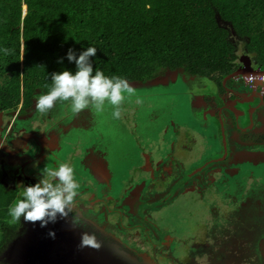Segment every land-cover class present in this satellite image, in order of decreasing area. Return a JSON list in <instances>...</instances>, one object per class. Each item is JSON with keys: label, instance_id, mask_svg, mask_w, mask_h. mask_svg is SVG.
<instances>
[{"label": "trees", "instance_id": "16d2710c", "mask_svg": "<svg viewBox=\"0 0 264 264\" xmlns=\"http://www.w3.org/2000/svg\"><path fill=\"white\" fill-rule=\"evenodd\" d=\"M235 38L264 68L262 0H0V49L13 50L0 51V106L29 108L50 90L52 73L75 74L69 49L78 57L95 47L94 71L139 87L163 70L222 79L238 67ZM14 199L0 183V247L15 227Z\"/></svg>", "mask_w": 264, "mask_h": 264}, {"label": "rangeland", "instance_id": "374dc122", "mask_svg": "<svg viewBox=\"0 0 264 264\" xmlns=\"http://www.w3.org/2000/svg\"><path fill=\"white\" fill-rule=\"evenodd\" d=\"M239 40V38H235L234 42L238 47V55L243 58L244 56L240 54L243 51ZM179 71H181L180 75L186 78L188 84L180 80L175 82L178 76L177 71L166 73L165 70L156 76L154 82L156 84L152 87L141 86V88L139 85L131 84L135 88V95L126 99L120 119H113L112 108L107 104L105 105V111L100 114H94L91 110L85 109L77 116L70 111L69 104L65 102L64 104L57 103L47 115L37 113L35 105H33L32 111L37 114L36 120H18L14 127L15 134L19 135L21 134L20 127H26L29 124L31 128L29 127L26 130L35 129L34 126L40 130L45 118L49 121V124L52 123L51 126L58 123L62 124L64 128L62 127L61 131L67 129V134L62 136V147L57 152V158H49L47 163L51 166L48 165L47 167L56 168V166H53L54 161L58 164L61 162L69 163L74 168V175L79 184L78 191L80 192L78 193L80 194L88 189L86 191L91 190L94 198L99 200L95 206L87 208L86 215L99 223H107L108 230L124 242L131 233L125 229L126 226H131L130 224L133 222L143 225V223L145 224L143 219L148 215H153L156 211L152 221L156 224L157 238L162 242L166 240L161 254L163 256L166 254V260L162 258L165 264H169V260H172L175 246L180 250L182 248L183 251L181 250V252L195 249L194 244L197 241L192 240L191 233L192 235L195 233L196 238L203 236L198 230H193L197 228L198 223L209 225L210 231L216 221L222 222L219 220L222 216L215 219L216 214L213 213L212 207L207 208V206H204L205 202L209 204L210 197L200 203L188 194L179 204L170 206L169 204L173 202L176 196L171 192V185L161 188L159 186L161 185L159 184L161 178L158 175H150L149 177L139 170L142 169L144 163L143 154L149 155L150 160L153 161L157 158V152H162L163 158L168 157L172 144L175 143L177 148L183 146L186 143V136L188 140L190 138L188 141L189 155H187L189 156V163L195 162L194 166H201V163L207 161L206 164L209 169L219 168V170H214L211 173H208L209 171L201 173L202 182L208 184L214 173L218 172L222 174L216 175L217 181L213 185H216V183L220 185L223 170L226 169V164H217L219 160L216 158L222 154L217 150L220 147L219 141L217 143L214 142V139L212 143L209 141V148L206 142L208 138H215L218 122H216L209 108L203 104L202 98L212 90L217 92L216 83L205 87V83L204 85L202 82L197 84V82L191 81V76L182 70ZM195 79L202 80L200 77L193 76V80ZM206 81H208V78ZM217 95L218 93L216 97ZM137 98H140L142 103L137 104ZM91 157L94 159V163L97 164V170L107 173V176L102 174L101 178L95 177L91 171H86L87 159ZM180 163L177 166L182 169ZM203 167L205 168V165ZM43 169L41 170L43 171ZM263 175V163L260 167H253V163L247 161L244 166L240 167L239 172L233 179L234 186L228 187L234 194L235 199L238 197L236 202L241 207L237 209V213L245 210V205L249 202L253 205L261 202L264 205ZM109 178H112L111 182L108 181ZM164 180L168 181L166 178ZM105 188L108 192H104ZM135 193L140 195L138 197H143L146 204L142 202L141 205H137L133 212L132 208H129L128 200ZM161 193L162 195L157 197ZM80 195L87 198V196H84L86 193ZM150 196L152 198L149 200ZM155 197L156 205L153 208L148 207L149 201L153 204ZM228 197V195H223L220 197V201L223 203V200ZM82 202H79L78 207H82ZM181 203L183 208L180 207ZM181 208L183 209V216L181 215ZM220 209V206H215L217 212ZM77 212H82V210L78 209ZM189 213L192 218H195V222L193 220H190V223L186 221V216ZM134 216L135 219H133ZM253 216L254 222L258 224L256 233L263 234L264 215L261 218H257L258 215ZM232 219H234V216H232ZM121 221L124 225H120ZM181 221L183 225H188V230L179 229ZM177 236L179 237L176 238ZM20 238L13 241L11 239L10 243H7L4 247L5 252L0 251V254L9 253L12 256V263L9 264H23L16 260V256H19L23 251L21 243L27 238L26 232L23 231ZM109 242V240H106L105 244L108 245ZM187 243L190 245L187 246ZM244 244V248H241L243 256H241V259L244 260V263L246 261V264H264V259L259 255L258 244L248 241H244ZM52 252L53 250L49 254H53ZM78 252L82 257V264H113L105 258L106 256L101 255L100 250L83 248ZM73 255L75 256L76 253ZM51 257L53 259L54 256ZM25 261L24 258L23 262ZM70 261L67 258L65 262L61 261L59 264H71ZM172 264H176V262Z\"/></svg>", "mask_w": 264, "mask_h": 264}, {"label": "flooded vegetation", "instance_id": "af4514ba", "mask_svg": "<svg viewBox=\"0 0 264 264\" xmlns=\"http://www.w3.org/2000/svg\"><path fill=\"white\" fill-rule=\"evenodd\" d=\"M262 1L264 2V0ZM239 41L241 43V46H243L245 40L240 39ZM240 54H242V56H246V54L244 53ZM238 58L239 63H241V55H239ZM177 74L178 76L176 77L175 82L180 80L188 84V82L185 80V77H182L179 72H177ZM191 81L194 80L192 79ZM222 85L223 84H221L220 86ZM152 86L153 84L146 87L149 88ZM216 86L219 90L220 86L218 84H216ZM206 97L208 98L206 99ZM206 97L202 98V102L207 108H209L216 122H218L219 127H221L224 112L223 110H221L222 108L219 109L216 108V105L215 107L213 106V103L215 104V97H213V94H211V92L206 94ZM233 97L229 102H227L228 100L225 96L224 99H226V103L224 104L226 106H229L230 108H233V104L235 101V98ZM35 101L36 99L34 100L33 105H35ZM33 107L34 106L24 108L22 102L16 110H6L0 106V139L2 140V138L6 136L8 142L13 140V145L9 147L13 151L24 150L27 147L33 148L31 146H35L33 144H37L36 152L37 155H39L36 161V165H34L33 168L23 165L24 169H20L16 173H4L2 171L1 165L3 160L2 149L3 146L6 147L5 142L2 143L3 146H0V183L4 187L5 191L12 192L15 195L14 201L21 198L23 187L33 186L43 178L41 169L45 168L48 165L51 166V164L47 163L49 158H57V152H59L62 147V136L63 134H67V129L61 131L62 127L64 128L62 124L58 123L57 125L51 126L52 123L50 122L51 124H49V121L45 118L43 119L44 124L40 130L36 129V126L33 127L35 129L29 131L26 130L29 127L31 128L29 124V126L20 127V131L22 132L21 134L16 135L14 132V127L18 120H36L37 114L32 111ZM236 113H239V111L236 110ZM59 128L60 130H58ZM23 129H25L26 131H24ZM185 138L186 143L179 148L176 147L175 143L172 144L170 148V155L168 157L163 158L162 152H157V158L153 161L152 159L150 160L149 155L144 153V163L142 164V169L140 168L139 170L149 177L150 175H158V177L161 178V181H159V184H161L159 186H161V188L171 185V192L176 196L173 199V202L169 204L170 206L179 204L182 199H185L187 197L188 194L193 198H196L197 202L200 203H203L207 197H210L209 204L205 202L204 206H207V208L212 207L211 209L213 213L216 214L215 219H218V216H222L221 219H219L222 222L216 221L214 225H212L213 227L210 231L209 225H205V223H198L197 228L193 230H198V232L202 233L203 236L196 238V235H194L195 233H193L194 236L191 233L192 240L195 239L197 241V243L194 244L195 249H193V251L188 249L187 252H181V250L183 251V249L181 248L180 250L177 246H175V251H173V255L171 254L173 258L172 260H169V264H172L173 262H176V264H246L247 262L245 261L244 263V260L241 259V248H244L245 246V244L243 245L244 241L256 242L259 246V255L264 259V232L263 234L256 233L258 224L254 222L253 216L258 215L257 218L263 217L264 208L262 207H264V205L261 204V202L258 203L259 205H253L251 202H249L245 205V210L237 213V209L241 207L236 202V199H238V197L235 199L234 194L231 192L230 188H228L234 186V176L239 172L240 169L239 165L237 164L238 161L236 154L240 153V151H238V147H240L239 145L245 146L240 134H226L228 153L227 157L225 158V146L223 139L220 142L221 150L219 152H221L222 154L216 158L217 160H219L217 161V164H226V169L223 170L224 172L220 179V185H218L217 183L216 185H213L217 181L216 175L222 174L218 172L214 173L208 184L202 182L200 176L201 173H203L204 171H209L208 173H211L214 170H219V168L216 167L212 170L209 169V166L206 164L207 161L201 163V166H194L195 162L189 163V156H187L189 155V140L186 136ZM261 139L264 140V123L263 125L257 126L256 133L253 139H251V143L260 142ZM231 155L232 160H230ZM89 159H87L88 164L85 165L87 172L91 171L95 177L98 176L101 178L102 174L107 176V173H103L101 170H97V164L94 163V159L92 157ZM26 161L30 160L26 159ZM89 161H91V163H89ZM179 162H181L180 165L182 166V169L177 166L179 165ZM58 165V162H53V166L58 167ZM204 165L205 168L203 167ZM165 178L168 181L164 180ZM111 179L109 178L108 181L110 180L111 182ZM86 190L88 189H85V191L81 192L80 194L83 195V193H86V195L84 196H87V198H84L80 194H78L76 198L77 207L73 213H70L68 215L67 218H61L58 216L55 223L49 222L46 227H41V224L39 222L35 224L26 222L23 217L21 218L20 223L10 224L15 225V227L4 229L5 240L3 242V245L0 247V251L5 252L4 247L7 245V243H10L11 239V241L21 239L20 235L23 233V231L26 232L27 236V238H25L23 241L33 240L35 239V237H43L44 234L42 230H44L54 232L55 238L60 232H71V234L75 236L76 241L80 243L83 233L87 232L89 234H92L93 232H95L99 242L101 243V248L99 249L101 255L106 256L105 258L108 259L110 263L165 264V261H163V259L166 260V254H164V256L161 254L163 253L166 240L162 242V240H159V238H157V233L155 230L156 224H154L152 221L154 220L153 215L155 217L156 211L153 215H148L145 219H143L145 221V224L143 223V225H141L140 223L138 225L136 222H133L130 224L131 226H126L125 229L129 230V232L131 233L129 237L125 239L126 242H124L116 234L108 230L107 223H99L86 215L87 208L90 206H95L99 201L97 198H94L91 190L89 192ZM104 192H108V190L105 188ZM161 195L162 193L157 197H160ZM223 195H228L229 197L224 199L222 203L220 201V197ZM138 196L140 195L135 193L128 200V204L130 205L129 208H132L133 212L137 205H141L142 202L146 204V202H144L145 200H143V197L141 198ZM151 198L152 196H150L148 199L150 200ZM155 200L156 197L153 200V204L149 201L148 207L153 208L156 205ZM79 202H82V207H78ZM215 206H220L221 209L217 212L215 210ZM180 207H182V203ZM182 208L181 215L183 212ZM78 209H81L82 212H77ZM261 209L262 211H260ZM73 215H79L81 217L79 226H75L73 224ZM232 216H234V219H232ZM133 219H135V216L133 217ZM190 220H193V222H195V218H192L189 213L186 216V221L190 223ZM243 222L245 223L244 225ZM120 225H124L122 221L120 222ZM179 229L188 230V225H183L181 221ZM178 237L179 236H177L176 238ZM164 238L166 237L164 236ZM106 240L110 241L108 245L105 244ZM26 244L33 243L27 242ZM188 245L190 244L187 243V246ZM21 247H23V251L19 256H16L17 261H19L20 258L28 256V248L22 245ZM22 254L24 255L22 256ZM11 257L12 256H10L9 253L0 254V264L12 263Z\"/></svg>", "mask_w": 264, "mask_h": 264}, {"label": "clouds", "instance_id": "9594fccd", "mask_svg": "<svg viewBox=\"0 0 264 264\" xmlns=\"http://www.w3.org/2000/svg\"><path fill=\"white\" fill-rule=\"evenodd\" d=\"M4 55L13 54V50L7 47L0 49ZM97 49L88 47L78 57L72 49H69L67 59L76 65L75 74L71 71H63L51 74V87L47 94H40L36 98L35 109L41 115H47L57 103L67 102L70 111L78 115L85 109L94 114L105 111V105L112 108L113 119H120L123 112V104L127 98L135 95L134 87L127 79L120 76H106L103 71L95 69L91 58L95 57ZM62 63V60L59 61ZM136 103H142L140 98ZM42 179L33 186L23 187L21 198L14 201L9 207L8 223H20L21 218L33 224L39 222L41 227H46L49 222L55 223L57 217L67 218L76 209L79 184L74 175V168L65 162L59 163L56 168L45 167L42 171ZM73 224L79 226L81 217L73 215ZM49 235L55 238V233ZM81 249L92 248L99 250V242L95 232L82 234Z\"/></svg>", "mask_w": 264, "mask_h": 264}, {"label": "water", "instance_id": "95a60500", "mask_svg": "<svg viewBox=\"0 0 264 264\" xmlns=\"http://www.w3.org/2000/svg\"><path fill=\"white\" fill-rule=\"evenodd\" d=\"M252 60L248 55L241 58V63H245L240 71H236L231 75V77L239 76L241 74H253L257 72L264 73V70L258 68L257 70L251 67ZM248 63V64H247ZM245 73V74H244ZM251 92H244L240 87L230 89L231 94L235 97L233 108L226 106L225 104L221 107L224 112L222 119V131H223V141L225 146L224 158L227 157L228 149L226 143V134H240L243 143L245 144V152H253V150H260L264 146V140L261 139L260 142L251 143L253 139L256 128L264 123V97L258 92L257 89L250 88ZM236 102V104H235ZM236 110L239 113H236ZM224 128V130H223ZM26 131L25 129H23ZM22 132V131H21ZM227 132V133H226ZM235 136V135H233ZM6 144V147L2 143ZM13 145V140L8 142L6 136L0 139V146H3V160H2V171L4 173H16L20 169H24V166H29L33 168L36 165V161L39 155H37L35 146L33 148H25L24 150L13 151L9 147ZM263 153V151H261ZM29 159L30 161H26ZM58 226V225H57ZM43 237H35L33 240L22 241L21 245L28 248V256L20 258L19 263L23 264H59V262L64 261L69 258L71 264H82L78 241H76L73 234L60 232L56 238L49 235L51 231L42 230ZM27 242L33 244H26ZM53 250V254H49ZM76 255L74 256L73 254ZM24 254H22L23 256ZM50 256H54L53 259ZM80 257V259H79ZM26 259L23 262V259Z\"/></svg>", "mask_w": 264, "mask_h": 264}, {"label": "crops", "instance_id": "0c3cea01", "mask_svg": "<svg viewBox=\"0 0 264 264\" xmlns=\"http://www.w3.org/2000/svg\"><path fill=\"white\" fill-rule=\"evenodd\" d=\"M242 51H241L242 53L248 55L250 57V59L252 60L250 65H251V67L253 69L257 70L258 68H261L262 70H264V68H262L261 65H259V62L257 60L258 56H256V54H254V53L250 54V53L247 52L246 42L243 43ZM237 64H238L237 69L235 71L231 72V74L235 73L236 71H240V69H242L244 66H246L245 63H237ZM241 75H243V74H241ZM207 78H208V81H206ZM224 79H226V81ZM210 80H212L214 82H212ZM219 81H221V82H219ZM194 82H197V84H200L201 82H203V85L205 83V87L207 85L210 86L213 83L214 84L216 83L219 86L221 84H223L222 86L219 87V90L217 89V92H216V90L215 91L214 90L211 91V94H213V97H215V101H214L215 104L213 103V106L215 107V105H216V108H219V109H221V107H223L224 103H226V99H224L225 96H226V98L228 100L227 102H229L232 99L233 96L231 95L230 89L240 87L241 90L244 91V92H251V89L242 80H236L234 77H231V76H229V77L227 76L225 78L223 77L222 79H220L218 76H215V77L214 76L202 77V80L195 79ZM217 93H218V95L216 97ZM230 96H232V97H230ZM207 98L208 97H206V99ZM233 98H235V97H233ZM235 104H236V102H235ZM213 106H211V107H213ZM215 132H216L215 138H210V139L208 138V140L206 141L207 144H209V141L212 143L213 139H214L215 143H217V141H219V143L222 141V139H223V137H222V135H223L222 126L219 127V124H218V126L216 127ZM261 136H263V135H261ZM189 140H190V138H189ZM239 146L240 147H238L239 148L238 151H240V153L236 154L237 155V161H238L237 164L239 165V167L244 166V164H246L247 161L249 163H253V167H260L262 163L264 164V155L261 152V151H263V148H261L260 150L259 149L258 150H253V152L248 153V152H245V148L246 147L244 145H239ZM208 148H209V145H208ZM217 150L220 151L221 147H219ZM219 156H217V157H219ZM231 157H232V155L230 156V160H232Z\"/></svg>", "mask_w": 264, "mask_h": 264}, {"label": "built area", "instance_id": "2783aa9c", "mask_svg": "<svg viewBox=\"0 0 264 264\" xmlns=\"http://www.w3.org/2000/svg\"><path fill=\"white\" fill-rule=\"evenodd\" d=\"M242 80L251 88H254L256 84L259 83L261 85L260 92L264 96V73L244 76Z\"/></svg>", "mask_w": 264, "mask_h": 264}, {"label": "bare ground", "instance_id": "6f19581e", "mask_svg": "<svg viewBox=\"0 0 264 264\" xmlns=\"http://www.w3.org/2000/svg\"><path fill=\"white\" fill-rule=\"evenodd\" d=\"M257 74H262L261 72H257V73H251V74H245V75H239V76H235L234 78L236 80H242L244 76H249V75H257ZM243 81V80H242ZM155 82V81H154ZM152 82L151 84L155 85L156 83ZM244 82V81H243ZM245 83V82H244ZM246 84V83H245ZM247 85V84H246ZM249 88H251L249 85H247ZM260 87L261 85L259 83L256 84V86L253 89H257L258 92L261 94L260 92ZM262 95V94H261ZM263 96V95H262ZM264 97V96H263Z\"/></svg>", "mask_w": 264, "mask_h": 264}]
</instances>
